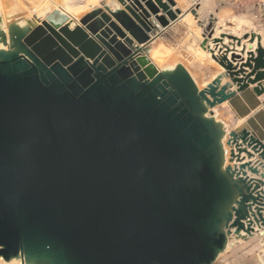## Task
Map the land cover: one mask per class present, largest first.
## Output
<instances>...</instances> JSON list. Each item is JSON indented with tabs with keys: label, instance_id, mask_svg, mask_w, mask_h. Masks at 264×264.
Returning a JSON list of instances; mask_svg holds the SVG:
<instances>
[{
	"label": "water",
	"instance_id": "water-1",
	"mask_svg": "<svg viewBox=\"0 0 264 264\" xmlns=\"http://www.w3.org/2000/svg\"><path fill=\"white\" fill-rule=\"evenodd\" d=\"M34 19L0 16V257L214 264L263 234L264 142L214 110L250 84L264 94L260 37L220 46L211 15L201 46L224 71L200 88L183 63L159 69L151 27L124 12Z\"/></svg>",
	"mask_w": 264,
	"mask_h": 264
},
{
	"label": "bare ground",
	"instance_id": "bare-ground-1",
	"mask_svg": "<svg viewBox=\"0 0 264 264\" xmlns=\"http://www.w3.org/2000/svg\"><path fill=\"white\" fill-rule=\"evenodd\" d=\"M116 1L118 0H101L104 9H106V11L112 15L121 12V7ZM154 1L157 0H153V2ZM177 1H179L178 5L181 7L183 14L185 12L184 7H190L192 2L195 1V4L197 5V11L201 12V16L199 17V19L201 18V23L203 22L204 24H208L211 15L216 18L215 21L217 23L214 22L215 32L213 36L220 37L221 34L224 35L223 42L218 43V45H228L230 48L236 49L238 51L242 50L244 45H247L248 49L250 44L248 39L252 35L254 36V42L252 44L253 48L258 46L260 40H262V44L264 45V17L262 15L264 13L260 14L263 10L261 6L250 5L249 8L245 10V12L238 14L234 12L233 7L231 6L233 4L232 2L236 0ZM99 2L100 0H42V2H39L38 0H0V16L3 20L5 30H7L8 23L13 20L18 21L21 24L28 21L35 22L34 15L45 18L48 14L58 9L67 13L71 18H73L74 22L77 23L85 14H88L92 10L99 8ZM146 2L149 1L147 0ZM163 13L168 14L169 10L165 3L163 4V2H161V12L159 15H162ZM194 19H196V17ZM193 36L196 42L190 46V49H193L192 47H194L195 55H201L203 58L205 57L208 59V63H210L214 69L208 80L215 78L217 74L224 71V68L212 58V53L208 48H204L199 45L200 43L202 44V41L204 40L203 32L200 35L193 33ZM258 37H260V40H258ZM208 45L213 50H215L216 54H218L216 44L211 39L208 41ZM1 47L2 44H0V48ZM181 60L182 58L180 57L179 61ZM185 67H187V65ZM208 80H198L196 83L200 88H202L207 85ZM260 231L264 232V228L260 229ZM263 235L264 234L255 232L254 236L248 239L236 240L234 238V240L229 243L226 251L235 250L237 254L244 252L250 254V252L253 253L254 251V243L258 242L260 248L259 252H257V255L259 257V262L264 264ZM0 264L26 263L21 258H15L11 261H6L3 259V257H0Z\"/></svg>",
	"mask_w": 264,
	"mask_h": 264
},
{
	"label": "rangeland",
	"instance_id": "rangeland-1",
	"mask_svg": "<svg viewBox=\"0 0 264 264\" xmlns=\"http://www.w3.org/2000/svg\"><path fill=\"white\" fill-rule=\"evenodd\" d=\"M38 1L42 2V0ZM146 1L118 0L116 2L119 3L121 12H124L140 27L144 26L143 23L151 27V31L149 32L151 37L149 58L159 69L173 68L177 63H183L185 66L187 65L186 68L195 81L208 80L210 78L208 75L213 73V67L208 63L209 61L207 58H203L201 55H195L194 47L190 49V46L196 42L193 33L200 35L203 32V26L206 25L203 22L201 23V18L199 19L201 12L197 11L195 1L192 2L190 7H184V14L177 0ZM160 1L167 6L169 10L168 14L163 13L159 15L161 12ZM256 1L257 0H236L232 2L233 4L231 6L234 12L240 14L245 12L250 5H256ZM98 7L104 8L101 0ZM193 9H195L196 14L193 13ZM109 14L112 15L111 13ZM195 17L196 19H194ZM164 22L167 24L163 25ZM120 25L123 26L122 24ZM199 45L201 46V43ZM180 57L182 58L181 61H179ZM228 113L229 111H227L226 108L219 107L217 117L225 119L228 123H232V126H235L234 118L230 113L228 115ZM227 252L228 250L222 253L220 257L224 256ZM214 264L217 263L215 262Z\"/></svg>",
	"mask_w": 264,
	"mask_h": 264
},
{
	"label": "crops",
	"instance_id": "crops-1",
	"mask_svg": "<svg viewBox=\"0 0 264 264\" xmlns=\"http://www.w3.org/2000/svg\"><path fill=\"white\" fill-rule=\"evenodd\" d=\"M257 6L262 7V13H264V0H257ZM264 17V14H262ZM262 17V16H261ZM149 56V55H148ZM150 57V56H149ZM244 58H246V55H244ZM235 64H241L240 60L237 61ZM246 73H249L251 69L249 67L245 68ZM245 73V74H246ZM211 76V73L208 75V77ZM254 77V76H251ZM213 78L208 80L207 84L212 81ZM230 79L225 78L224 80ZM256 84H250L246 89L242 91H237L233 97L228 99V101L224 102V104L217 106L214 110L216 115L219 113V107H224L229 111L230 115L234 118V125L232 126V123H228L227 120H224L228 124V128H233L236 131H240L243 128L248 129L251 131V133H254L256 137H258L261 141L264 142V94L257 95L254 92V87ZM203 88V87H202ZM233 88H236L234 86ZM228 113V115H229ZM228 150H230V147H227ZM259 153H256L255 156L252 158H249L247 153L242 154L243 160L241 162H238V164H247L248 162H252L253 164L256 163L258 160ZM261 170V168H260ZM247 171V169H246ZM262 171V170H261ZM249 175L253 177H258V174L252 173L251 171H247ZM263 189V187H261ZM264 234V232H263ZM264 237V235H263ZM264 239V238H263ZM254 251L253 253L250 252V254L247 253H236L235 250H228L227 253L224 254V256L220 257L216 263L217 264H261L259 262V257L257 255V252H259L260 245L258 242L254 243Z\"/></svg>",
	"mask_w": 264,
	"mask_h": 264
}]
</instances>
